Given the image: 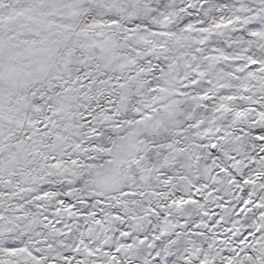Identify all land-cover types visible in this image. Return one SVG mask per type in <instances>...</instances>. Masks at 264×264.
Masks as SVG:
<instances>
[{
  "label": "snow or ice",
  "instance_id": "6c2138e0",
  "mask_svg": "<svg viewBox=\"0 0 264 264\" xmlns=\"http://www.w3.org/2000/svg\"><path fill=\"white\" fill-rule=\"evenodd\" d=\"M0 264H264V0H0Z\"/></svg>",
  "mask_w": 264,
  "mask_h": 264
}]
</instances>
